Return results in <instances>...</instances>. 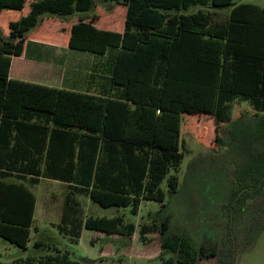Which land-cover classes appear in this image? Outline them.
<instances>
[{
	"label": "trees",
	"instance_id": "1",
	"mask_svg": "<svg viewBox=\"0 0 264 264\" xmlns=\"http://www.w3.org/2000/svg\"><path fill=\"white\" fill-rule=\"evenodd\" d=\"M105 1L126 8L124 30L98 28L93 16L71 27L68 48L96 55L116 51L110 77L115 98L10 78L12 58L24 55L28 35L44 15L93 12L94 0H0V13L27 12L17 21L0 16L7 34L0 43V239L24 250L36 203L24 182L37 185L44 178L68 184L63 226L71 221L75 194L106 209L130 207L133 215L145 201L163 203L160 185L185 155L183 115L212 116L216 144L220 126H230L223 142L244 156L233 175L232 201L245 203L264 191V7L233 0ZM200 6L230 12L225 21L212 12H190ZM236 99L248 101L255 115L232 121L230 104ZM8 178L17 183H7ZM168 185L176 191V178ZM70 225L79 237L82 223ZM83 226L108 235L131 237L135 232V225L120 217H87ZM167 228L165 221L161 234ZM229 245L220 258L219 250L198 252L182 236H167L161 239L158 260L198 264L217 257L218 264H232L234 237ZM93 262L57 250L12 264Z\"/></svg>",
	"mask_w": 264,
	"mask_h": 264
},
{
	"label": "rangeland",
	"instance_id": "2",
	"mask_svg": "<svg viewBox=\"0 0 264 264\" xmlns=\"http://www.w3.org/2000/svg\"><path fill=\"white\" fill-rule=\"evenodd\" d=\"M94 2L97 6L93 12H76L72 16L64 17L66 22L62 27L67 28L70 24H77L94 16L97 17L95 24L98 28L112 29L115 32L124 30L125 7L105 0ZM233 2L264 7V0ZM26 9H30L29 4ZM198 10L214 12L219 21H225L229 15L228 9H217L212 6L195 7L190 12ZM8 13L1 12V18L13 20L19 16V12ZM5 20L0 21V43L7 39L6 32H3ZM46 25H50L54 31L61 29L50 22ZM42 27L29 34L40 32ZM57 34L53 32V37L57 38ZM58 42L61 46H66V41H62V38ZM69 51L70 53L60 54L62 61L59 63L54 57L47 56L48 64L57 69L53 73L43 74L50 75L48 78L56 88L68 90L72 88L91 96H101L104 91L110 90V77L116 57L114 49H109L105 55ZM24 59V56L12 58L11 79L54 86L44 81L43 74L41 76L43 69L50 68L45 61L41 65L35 62L36 65ZM67 64L70 67L76 64L77 70L69 71ZM255 113L248 101L236 99L230 104L232 121L238 120L241 115L251 117ZM182 117L180 144L185 155L180 166L176 170L172 169L160 185L165 193L163 203L145 201L139 214L133 215L130 207L106 209L93 203L86 196H77L81 203L80 219L120 217L124 224L137 226V235L133 240H115L114 236H105L102 232L83 227L79 243L77 245L71 243L57 227L63 213L65 197L68 196V188L62 184H53L54 181L42 182L36 186L27 183L30 191L37 197L35 227L38 231L32 230L29 245L25 250L0 239V262L12 264L17 259L55 255L57 250H60L69 251L74 259L96 261L88 264H160L158 256L161 253V239L178 235L189 240L198 252L201 248L219 250L220 258L223 250L230 246V236L234 237L233 264H264V191L262 195L245 203L231 200L233 175L237 167L243 163L244 156L237 148L226 147L223 142L227 139V130L230 126H220L218 136L221 141L216 144L217 132L212 116ZM248 120L249 123H254V118ZM171 177L177 180L176 191L169 188ZM165 221H168V228L161 234ZM37 242L43 246L37 248L35 246ZM117 251L121 252L120 255H116ZM170 256L174 255L167 254V257ZM202 264H218V259L211 258Z\"/></svg>",
	"mask_w": 264,
	"mask_h": 264
},
{
	"label": "crops",
	"instance_id": "3",
	"mask_svg": "<svg viewBox=\"0 0 264 264\" xmlns=\"http://www.w3.org/2000/svg\"><path fill=\"white\" fill-rule=\"evenodd\" d=\"M107 2V1H106ZM240 4V3H239ZM97 6V5H96ZM9 13L8 14H13L12 12H14V11H8ZM211 12V11H210ZM224 12H227V11H224ZM230 12V11H229ZM229 12H227V14L229 13ZM27 12L26 11H23V12H21V13H19V18L23 15V14H26ZM212 13H214V12H212ZM1 14V13H0ZM44 16H48V18H46V17H42L41 18V22H40V25L36 28V29H34L35 31L39 28V27H41V26H43L42 28H41V30H40V32H35V33H33L32 35H28L29 37H28V41L29 42H27V46H26V50H25V53H24V60L26 61L27 59H28V61H31V62H33L34 64H40L41 65V63L42 62H46L47 63V65L48 66H50V68H47V69H43L42 70V73H41V76H43L44 77V81L46 82V83H48V84H50L51 83V80H49V78H48V76H50V75H45V74H43V73H53V72H55V70L57 69H55V67L53 66V65H50V64H48V58H47V56L49 55L50 57L52 56V57H54V59H56L57 61H58V63L59 62H61L62 61V58H60V54H63V53H65V52H69L70 53V51L69 50H71V49H69L68 48V40H69V36H70V30H71V27L74 25V24H70L69 25V27H67V28H63L62 26H63V24L66 22V20H64L63 18H61V17H54V16H49V15H44ZM90 18H92V17H90ZM59 19V20H58ZM90 19H88V20H85V19H83L82 21H89ZM8 22L10 21V19H8L7 20ZM13 21H17V17H15L14 19H13ZM48 22H50V23H52V24H54L55 26L57 25L58 27H60L61 29H60V31H58V30H55L54 31V29L52 30V28L50 27V25H46V23H48ZM96 25V24H95ZM57 29V28H56ZM106 30H112V29H106ZM114 30H118V29H114ZM56 31H58V32H56ZM64 31V32H63ZM119 31V30H118ZM53 32H54V34L56 35V33H58L57 34V38H54L53 37ZM120 32H122V31H120ZM61 35H65L64 37L63 36H61ZM62 38V41H66V46L64 45V46H61V44L58 42L61 38ZM54 40H57V42H54ZM75 51V50H74ZM43 56V58H41ZM34 60V61H33ZM36 62V63H35ZM36 64V65H37ZM68 65V64H67ZM68 70L70 71V70H73V71H76L77 70V65L75 64L73 67H70L69 65H68ZM67 70V71H68ZM43 74V75H42ZM47 78H48V80H47ZM51 79V78H50ZM35 84V83H34ZM51 84H53V83H51ZM40 85V84H39ZM54 85V84H53ZM43 86H45V85H43ZM56 85H54L53 86V88H56L55 87ZM47 87H51V86H47ZM57 89H63V88H57ZM65 90H68V89H65ZM69 91H76V92H81V91H77V90H75V89H72V88H70L69 89ZM81 93H85V94H89V93H86V92H81ZM110 97V98H115L116 97V95H115V93H114V89H110L109 91H104V93L100 96V97ZM51 181H54V183L53 184H62V185H65L67 188H68V190H69V192H68V195L70 194V192H71V189H70V187L68 186V184L67 183H65V182H61V181H58V180H53V179H44V178H42V179H40V182L37 184V185H39L40 183H42V182H48V183H51ZM6 182L7 183H17V180L15 179V178H8V179H6ZM24 184H25V186L30 190V187L29 186H27V182H24ZM29 184V183H28ZM32 186H36V185H32ZM77 196H84V195H79V194H75V195H73V198H72V203H71V210H69L68 211V213H70L71 212V221H66V225L65 226H63L61 223H62V221H63V217H64V211H65V209H66V201H67V196L65 197V200H64V208H63V213H62V216H61V220H60V224H58L57 225V227L59 228V229H61V227H64L63 229L64 230H61V231H63V234H64V236L66 237V238H68V240L71 242V243H73V244H75V245H77L78 243H79V241H80V239H81V234H82V229H83V224H84V222H85V220H86V218L84 219V220H82V219H80L79 218V215H80V213H81V203H80V201L77 199ZM36 197V196H35ZM36 208H37V197H36V203H35V210H34V218H33V228H31V233H32V230H34V228H36V230L35 231H38V228L37 227H35V221H36V219H35V215H36ZM139 212H140V210H139ZM139 214V213H138ZM137 214V215H138ZM80 221L81 223H82V227H81V230H80V234H79V237H75L74 235L75 234H73V229H72V227H71V225H70V223H72V222H74V221ZM62 225V226H61ZM137 231H138V228H137V226L135 225V232H134V234H133V236H131V237H127V236H121V235H108V234H106V233H104V235L105 236H114V238H115V240H133L135 237H136V235H137ZM97 232V231H96ZM103 233V232H102ZM30 237H31V234H30ZM118 252V251H117ZM121 253V252H120ZM120 253L118 252V253H116V255H120ZM123 255V254H122ZM206 260H201V261H199L198 262V264H202L203 262H205ZM101 262H103V261H101Z\"/></svg>",
	"mask_w": 264,
	"mask_h": 264
},
{
	"label": "water",
	"instance_id": "4",
	"mask_svg": "<svg viewBox=\"0 0 264 264\" xmlns=\"http://www.w3.org/2000/svg\"><path fill=\"white\" fill-rule=\"evenodd\" d=\"M233 263H234V261H233ZM233 263H232V264H233Z\"/></svg>",
	"mask_w": 264,
	"mask_h": 264
}]
</instances>
